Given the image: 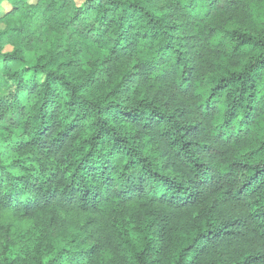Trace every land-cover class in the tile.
Wrapping results in <instances>:
<instances>
[{
    "label": "trees",
    "instance_id": "1",
    "mask_svg": "<svg viewBox=\"0 0 264 264\" xmlns=\"http://www.w3.org/2000/svg\"><path fill=\"white\" fill-rule=\"evenodd\" d=\"M0 264H264V0H0Z\"/></svg>",
    "mask_w": 264,
    "mask_h": 264
},
{
    "label": "rangeland",
    "instance_id": "2",
    "mask_svg": "<svg viewBox=\"0 0 264 264\" xmlns=\"http://www.w3.org/2000/svg\"><path fill=\"white\" fill-rule=\"evenodd\" d=\"M80 1L82 2L83 0H80ZM3 7H4L6 10H9V9H10V6H9V4H8L7 2H5V3L3 4ZM11 49H12V47H8V50H11ZM27 59H28V63H29V65H33V63H34L33 55H32V54H28ZM13 68H14V69H18V68H20V65H18V64H14V65H13Z\"/></svg>",
    "mask_w": 264,
    "mask_h": 264
}]
</instances>
